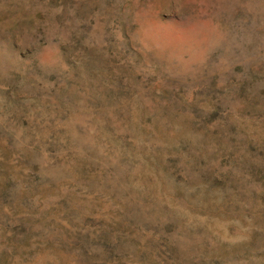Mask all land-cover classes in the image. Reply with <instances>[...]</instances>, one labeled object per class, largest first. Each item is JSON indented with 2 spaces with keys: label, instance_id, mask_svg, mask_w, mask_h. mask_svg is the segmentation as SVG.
I'll return each instance as SVG.
<instances>
[{
  "label": "rangeland",
  "instance_id": "obj_1",
  "mask_svg": "<svg viewBox=\"0 0 264 264\" xmlns=\"http://www.w3.org/2000/svg\"><path fill=\"white\" fill-rule=\"evenodd\" d=\"M0 264H264V0H0Z\"/></svg>",
  "mask_w": 264,
  "mask_h": 264
}]
</instances>
